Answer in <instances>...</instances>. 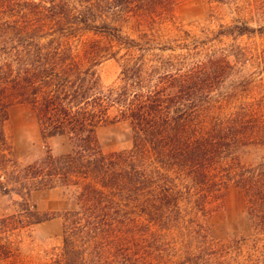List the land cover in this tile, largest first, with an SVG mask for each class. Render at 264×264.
<instances>
[{
	"label": "trees",
	"instance_id": "obj_1",
	"mask_svg": "<svg viewBox=\"0 0 264 264\" xmlns=\"http://www.w3.org/2000/svg\"><path fill=\"white\" fill-rule=\"evenodd\" d=\"M178 1L0 0V194L17 206L0 218V262L15 258V234L60 217L55 264H264V95L244 99L245 79L227 90L238 63L225 50L179 45L185 54L165 58L156 51L175 48L153 33L139 30L140 41L123 34L132 20L145 27ZM230 31L264 33L244 24ZM108 59L120 60L118 86L102 83L98 68ZM234 97L241 100L231 107ZM19 104L31 108L44 141L64 137L71 150L48 147L21 160L5 130ZM112 111L129 124L133 145L107 154L98 130ZM232 188L245 198L252 252L233 247L229 260L228 246L216 255L205 242L177 260L172 235L205 240L200 218L220 210ZM54 189L73 207L50 213L31 201Z\"/></svg>",
	"mask_w": 264,
	"mask_h": 264
},
{
	"label": "rangeland",
	"instance_id": "obj_2",
	"mask_svg": "<svg viewBox=\"0 0 264 264\" xmlns=\"http://www.w3.org/2000/svg\"><path fill=\"white\" fill-rule=\"evenodd\" d=\"M242 24L264 32V5L258 0H179L167 13L146 21L145 27H138L135 20H132L125 25L123 34L140 41L139 30L153 33L157 44L175 48L174 52L156 51L165 58L185 54L186 50L180 49L179 45L193 46L204 42V53L225 50L230 54L231 60L238 63L236 72L226 85L227 90L233 92L238 87L240 90L242 80H248L251 85L241 96L253 101L264 95V33L241 36L230 31L234 26ZM86 37L101 40L107 46L116 45L102 36L87 34ZM114 50L118 48L114 47ZM124 53L123 50L117 58ZM98 71L104 86L120 84L119 59L104 61ZM236 100L235 97L231 100V107L237 106L241 99ZM115 116L116 112L112 111L110 121L98 130L101 148L107 154L129 150L133 145L129 124L116 120ZM5 130L21 160L35 158L48 147L55 155H63L71 150L67 138L58 137L48 141L42 139L37 118L27 105L19 104L10 109ZM31 201L43 212L60 213L73 207L68 196L60 189L34 192ZM16 212L17 206L12 197L0 194V218ZM200 223L205 228V240L191 238L187 231L172 235L178 248L177 260H183L189 251L198 254L205 242L207 248L213 247V251L209 249L206 252L217 251L216 255L222 253V246H228L229 260L237 255L233 247L240 248V254L243 255L252 252L254 230L246 211L244 195L238 189L228 190L224 206L210 218H200ZM12 241L15 258L0 264H55L63 247V220L57 217L28 228L15 234Z\"/></svg>",
	"mask_w": 264,
	"mask_h": 264
}]
</instances>
